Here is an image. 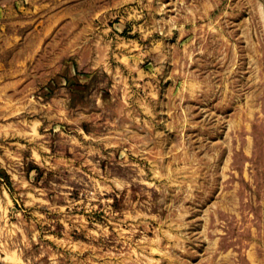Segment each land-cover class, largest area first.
<instances>
[{
    "label": "rangeland",
    "instance_id": "obj_1",
    "mask_svg": "<svg viewBox=\"0 0 264 264\" xmlns=\"http://www.w3.org/2000/svg\"><path fill=\"white\" fill-rule=\"evenodd\" d=\"M0 264H264V0H0Z\"/></svg>",
    "mask_w": 264,
    "mask_h": 264
}]
</instances>
